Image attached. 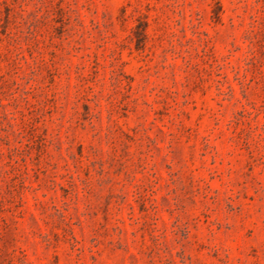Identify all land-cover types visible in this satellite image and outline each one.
Here are the masks:
<instances>
[{
    "label": "rangeland",
    "instance_id": "1",
    "mask_svg": "<svg viewBox=\"0 0 264 264\" xmlns=\"http://www.w3.org/2000/svg\"><path fill=\"white\" fill-rule=\"evenodd\" d=\"M0 264H264V0H0Z\"/></svg>",
    "mask_w": 264,
    "mask_h": 264
}]
</instances>
